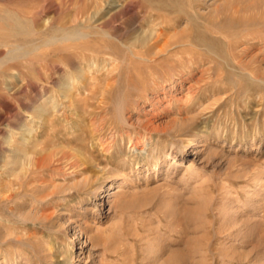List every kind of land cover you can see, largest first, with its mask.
Masks as SVG:
<instances>
[{
	"label": "rangeland",
	"instance_id": "rangeland-1",
	"mask_svg": "<svg viewBox=\"0 0 264 264\" xmlns=\"http://www.w3.org/2000/svg\"><path fill=\"white\" fill-rule=\"evenodd\" d=\"M113 1L0 0V264H264V0H193L195 46L148 60L118 40L150 36L141 1Z\"/></svg>",
	"mask_w": 264,
	"mask_h": 264
},
{
	"label": "bare ground",
	"instance_id": "bare-ground-1",
	"mask_svg": "<svg viewBox=\"0 0 264 264\" xmlns=\"http://www.w3.org/2000/svg\"><path fill=\"white\" fill-rule=\"evenodd\" d=\"M119 1V4H118ZM114 0L111 7L112 9H115V13L114 14H118L120 16V18H124L126 16V13L129 11V8L132 9L133 4L141 1L142 6L144 8V16H142V20L148 24L149 27H151L150 30V36L147 38V40L143 41V42H138L137 39L135 40L130 39L131 37L126 38L124 36V34L119 35L118 36V40L120 42V44L122 45V47H124L125 49L129 50L130 54L140 60H148L151 58H157L159 56H164L169 54L172 50H174V48L176 49V47H180V48H186V47H192L195 46V42L192 41V39L190 38V36H188V32L187 31H181L178 33H175L174 35L172 34L173 32H175L177 30V27L174 23V15H176V20L178 21L182 14L187 15V16H191V11L190 8L193 7L194 2L193 0ZM121 1V3H120ZM110 4V3H109ZM139 4V3H137ZM141 6V8H142ZM114 10H112L113 12ZM113 14V15H114ZM116 16V15H115ZM144 23V24H145ZM147 30V29H146ZM144 31V30H143ZM62 36L60 37H52L49 38L46 41L47 46L49 45H56L59 43H68V42H72V41H78L84 38L83 34H81L79 31L75 30V31H65L62 32ZM191 34V33H190ZM196 38V37H195ZM198 38V37H197ZM204 43V42H203ZM200 44V43H199ZM205 44V43H204ZM204 44H202L204 46ZM197 45V44H196ZM199 46V45H197ZM17 48V47H16ZM65 48L68 49V46H65ZM71 48V47H70ZM178 49V48H177ZM188 49V48H186ZM181 50V49H180ZM185 50V49H184ZM182 51V50H181ZM14 52L18 55H23V53H21V48L18 47L17 49H14ZM75 52V51H74ZM174 52V51H172ZM189 52V51H188ZM187 52V55H189L190 53ZM29 53V52H28ZM70 53V52H69ZM78 53V52H77ZM74 54L73 53V59L75 60H85L87 56L85 55H78V54ZM68 54V53H67ZM62 54L59 56L58 59H60L61 61H64L66 63H71V58L70 54ZM176 54V53H175ZM123 55V54H122ZM172 55V54H171ZM185 55V54H184ZM124 56V55H123ZM16 57V56H15ZM173 60V59H172ZM45 62V61H44ZM180 62V61H178ZM191 62V61H189ZM187 64V63H186ZM192 64V63H191ZM44 65V64H43ZM179 65L183 68L185 65V63L183 61H181L179 63ZM188 65V64H187ZM184 69V68H183ZM186 69V68H185ZM189 69V68H188ZM241 78V77H240ZM48 91V90H47ZM79 91V90H78ZM85 92V91H84ZM74 93V92H73ZM88 93V92H87ZM44 96V95H43ZM67 97V96H66ZM93 97V95H92ZM67 100V99H66ZM82 100V99H81ZM71 101V100H69ZM68 102V100H67ZM74 102V101H71ZM76 102V100H75ZM78 102V100H77ZM84 102V100H83ZM77 104V103H76ZM87 104V102H86ZM98 104V103H97ZM81 105V104H80ZM88 105V104H87ZM101 105V104H99ZM71 106V105H70ZM77 107V105H76ZM75 106H73V108H76ZM83 108V107H82ZM43 109V108H42ZM72 110V109H71ZM63 111V110H62ZM85 111V110H84ZM69 112V111H68ZM80 113V112H79ZM49 114V113H48ZM46 116V115H45ZM70 117V116H69ZM80 117V115H79ZM77 117V119L79 118ZM54 118V117H53ZM74 118V117H73ZM69 119V118H68ZM75 120V118H74ZM72 120V121H74ZM43 121V120H42ZM69 121V120H67ZM70 122V121H69ZM72 124V123H71ZM56 126V125H55ZM112 131V130H111ZM198 134V133H197ZM199 135V134H198ZM56 138V137H55ZM65 138V137H64ZM59 139V138H58ZM56 140V139H54ZM187 140V139H185ZM58 141V140H57ZM53 142V141H52ZM186 142V141H185ZM69 143V142H68ZM67 143V144H68ZM73 145V144H72ZM187 145L190 147H193L194 145H196V140L195 138L192 139H188L187 140ZM68 146V145H67ZM74 146V145H73ZM75 146L77 147L76 143ZM72 147V146H71ZM75 147V148H76ZM68 148V147H67ZM73 148V147H72ZM78 148V147H77ZM76 148V149H77ZM75 149V150H76ZM67 150V149H65ZM70 152L72 149H69ZM79 150V149H78ZM183 150V149H182ZM117 151V150H116ZM73 152V151H72ZM76 153V151H75ZM78 153V152H77ZM102 153V152H101ZM86 154V153H85ZM160 154V153H159ZM81 155V154H80ZM79 154H63L64 159H69V162L72 161L73 166L72 167H80V166H84L85 169H88L86 167H88L89 163L88 161L84 160L81 158ZM83 155V153H82ZM111 155V154H109ZM167 155V154H166ZM108 156V154H107ZM88 158V157H87ZM86 158V159H87ZM128 159V158H127ZM46 158H38V169L43 168L44 164H45ZM47 165V164H46ZM100 166V165H99ZM81 168V167H80ZM99 168V167H97ZM116 169V168H115ZM91 170V169H90ZM98 170V169H97ZM46 171V170H45ZM85 171V170H84ZM88 171V170H87ZM92 171V170H91ZM89 172V171H88ZM94 172V176H96L98 173H104V174H109V178H111L112 176L110 175V171L107 170H102V171H93ZM121 172V171H120ZM85 173V172H83ZM113 174V173H112ZM103 175V174H102ZM101 175V176H102ZM104 176V175H103ZM106 177V176H104ZM103 178V177H101ZM105 179V178H104ZM77 186V185H76ZM112 186V184H110V187ZM98 190L96 189L94 191L95 197H98ZM121 191V190H119ZM117 190V192H119ZM124 191V190H123ZM79 192V191H78ZM111 193L112 194V200H108L107 201V205H109L111 208L114 207L116 211L118 212H124L127 208L126 203L124 201V198H122V196H120L121 194L119 193ZM125 192V191H124ZM61 191H55L51 194L54 195H59L61 194ZM81 193V192H80ZM123 193V192H122ZM110 194V193H109ZM123 195V194H122ZM61 196V195H60ZM119 199L116 200V199ZM44 197L39 198L38 197V202L39 201H44ZM137 201V200H136ZM41 204V203H40ZM103 204V201H102ZM65 207V206H64ZM63 207V208H64ZM70 211V209H69ZM134 211V210H133ZM70 213V212H69ZM126 213V212H125ZM64 215H68V212H66ZM48 218V217H47ZM82 221V219H78V218H73L71 219L70 223L71 226H73V224L75 226H77L79 228V233H83L84 236H86L87 241H89V243H91L92 245L95 244H100L102 238L98 235H91L88 234V232L84 231V229L82 228L83 223L84 222H80ZM85 221V220H83ZM121 222V221H120ZM86 223V222H85ZM115 223V222H114ZM119 223V222H118ZM122 223V222H121ZM236 223V222H235ZM227 224V223H226ZM236 225V224H234ZM233 225V226H234ZM85 226V225H84ZM116 226V225H115ZM231 226V224H230ZM120 227V225H119ZM74 228V227H73ZM87 228V227H85ZM149 228V227H148ZM87 230V229H86ZM147 233V232H146ZM119 236V235H118ZM49 239V238H48ZM79 237H77V235H73L71 236V240L75 241L78 240ZM39 242V241H38ZM157 242V241H156ZM41 243V242H40ZM39 244V243H38ZM158 244V243H157ZM41 246V245H40ZM43 246V245H42ZM150 246V244H149ZM152 247V246H151ZM41 249V248H39ZM44 249V248H43ZM42 249V251H43ZM148 250V249H147ZM35 251V250H34ZM41 251V250H40ZM155 251V248H154ZM47 252V251H46ZM152 252V251H151ZM40 253V252H39ZM38 253V255H39ZM150 253V252H148ZM155 253V252H153ZM152 253V254H153ZM45 256V255H44ZM40 259H43V254L40 255L39 257ZM47 258V257H46ZM235 258V257H234ZM45 259V258H44ZM178 259V258H177ZM235 260V259H234ZM39 261V260H38ZM42 262V261H41Z\"/></svg>",
	"mask_w": 264,
	"mask_h": 264
}]
</instances>
